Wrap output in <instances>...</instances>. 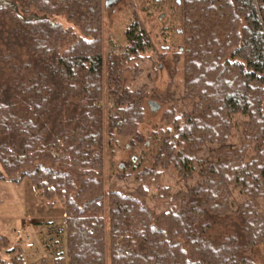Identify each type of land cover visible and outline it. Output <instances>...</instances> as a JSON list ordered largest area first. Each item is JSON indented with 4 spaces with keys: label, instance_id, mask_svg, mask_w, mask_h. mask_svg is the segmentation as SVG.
<instances>
[{
    "label": "trees",
    "instance_id": "obj_1",
    "mask_svg": "<svg viewBox=\"0 0 264 264\" xmlns=\"http://www.w3.org/2000/svg\"><path fill=\"white\" fill-rule=\"evenodd\" d=\"M165 3L162 51L182 96L157 94L166 128L145 142L138 83L152 39L137 13L106 90L102 0H0V181L28 178L46 207L64 209L67 264H264V0L155 1ZM33 13L48 19L27 22ZM121 138L143 150L117 166L134 189L107 184L106 146ZM0 264H26L1 229Z\"/></svg>",
    "mask_w": 264,
    "mask_h": 264
},
{
    "label": "rangeland",
    "instance_id": "obj_2",
    "mask_svg": "<svg viewBox=\"0 0 264 264\" xmlns=\"http://www.w3.org/2000/svg\"><path fill=\"white\" fill-rule=\"evenodd\" d=\"M155 1L120 0L115 9L111 7L105 10L104 0H102L103 79L106 84V90H108L107 82L110 65L115 62V57L123 54L127 44L125 32L128 25L135 19L137 20L136 13L139 15V19H141L147 34L152 39L151 47L144 52L143 58L140 60L144 72L138 83L139 86L145 85L149 90L145 105L144 121L139 126L145 142L150 140L154 130L166 128L163 115L169 108V104L160 103L157 94H161L164 98L167 96L168 90H176L178 97L182 96V91L174 83L176 78L173 79V71L170 69L171 64L169 62L172 59V53L164 56L162 51L164 50L163 46H165L162 29L171 22L167 18L163 19L160 14L172 2L157 6ZM150 101L158 102L159 107L153 110L149 104ZM191 102L190 100L184 101V107L188 111H191ZM103 105L106 109L110 108L111 103L108 101V97L103 101ZM246 119L240 114L233 118L235 129L230 138V143L233 146L240 144L242 127ZM127 142L128 138H121L115 147H109L107 150L108 147L106 146L105 176L109 185L116 183L125 189H134L135 185L131 183L132 179L121 175L117 170V166L121 165V168H125L130 159L136 154H141L143 150L141 148H126ZM216 148L217 146L207 144L201 154L212 156ZM29 180L28 178L25 179L21 185L0 181V229L9 236L12 242L18 241L22 244L23 257L26 264H58L59 258H63L64 264H67L66 241L63 232L65 229V215L62 213L64 209L60 206L54 208L46 207L43 199L38 197L35 192V199L40 207L36 206L33 199L34 195L30 194L32 193V185L30 184V190L27 191L26 188ZM199 180L201 178L196 174V178L190 181L189 184H196ZM163 182L170 184L174 189L184 187L183 183L177 182L166 175L163 177ZM243 198L238 190H234V205L238 206L243 201ZM149 202L154 204L151 196ZM22 216L24 217L23 225ZM32 216H45L39 219L44 222L41 224L33 223L34 219L31 218ZM24 228H28L27 231H24ZM18 231L22 232L20 236L17 235ZM58 232L61 233L58 235ZM26 234L27 236H25ZM2 255L6 258L9 257L4 250Z\"/></svg>",
    "mask_w": 264,
    "mask_h": 264
},
{
    "label": "water",
    "instance_id": "obj_3",
    "mask_svg": "<svg viewBox=\"0 0 264 264\" xmlns=\"http://www.w3.org/2000/svg\"><path fill=\"white\" fill-rule=\"evenodd\" d=\"M47 19H48V17L46 15L40 16V15H38L36 13H33L32 15H30V16H28L26 18V21L27 22H30V21H43V20H47ZM163 48L164 49H169L170 46H163ZM149 104H150V106H151V108L153 110H156L159 107V103L156 102V101H150Z\"/></svg>",
    "mask_w": 264,
    "mask_h": 264
},
{
    "label": "crops",
    "instance_id": "obj_4",
    "mask_svg": "<svg viewBox=\"0 0 264 264\" xmlns=\"http://www.w3.org/2000/svg\"><path fill=\"white\" fill-rule=\"evenodd\" d=\"M30 184L32 185V193H30V194H32V195H34V200H35V205L36 206H39L38 204H37V202H36V199H35V191H34V186H33V183H32V181L31 180H29V182H28V185H27V191L28 190H30L31 188V186H30ZM33 199H32V201H33ZM40 207V206H39ZM63 211V210H62ZM63 213V215H64V212H62ZM25 216V215H24ZM42 217H45V216H32L31 218H33L34 220H33V223H36V224H41V223H43L44 221H40L39 219H41ZM23 220H24V217L22 216L21 217V221H22V225H23ZM31 245V244H30Z\"/></svg>",
    "mask_w": 264,
    "mask_h": 264
},
{
    "label": "flooded vegetation",
    "instance_id": "obj_5",
    "mask_svg": "<svg viewBox=\"0 0 264 264\" xmlns=\"http://www.w3.org/2000/svg\"><path fill=\"white\" fill-rule=\"evenodd\" d=\"M160 1V0H157ZM120 3V0H104V9L108 10L111 7L114 9L116 8V5Z\"/></svg>",
    "mask_w": 264,
    "mask_h": 264
},
{
    "label": "built area",
    "instance_id": "obj_6",
    "mask_svg": "<svg viewBox=\"0 0 264 264\" xmlns=\"http://www.w3.org/2000/svg\"><path fill=\"white\" fill-rule=\"evenodd\" d=\"M24 229H25L24 231H27L28 228H24ZM21 233H22L21 231H18V232H17V235L20 236ZM25 236H27V234H26Z\"/></svg>",
    "mask_w": 264,
    "mask_h": 264
}]
</instances>
